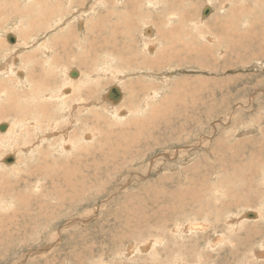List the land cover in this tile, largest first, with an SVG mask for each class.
I'll use <instances>...</instances> for the list:
<instances>
[{"label":"rangeland","instance_id":"obj_1","mask_svg":"<svg viewBox=\"0 0 264 264\" xmlns=\"http://www.w3.org/2000/svg\"><path fill=\"white\" fill-rule=\"evenodd\" d=\"M26 2H29L26 6L30 12L41 11V8H32L35 0ZM113 2L118 3L116 0ZM211 2L214 5L211 16V10L208 15H204V7L201 9L202 4L209 7V0L191 2L195 6L196 13L193 12L196 16L193 12H187V6L183 7L185 3L179 6L181 10L175 7L174 12H178L181 20L185 15H193L195 20L201 13L200 20L207 18L202 28L200 25L201 30L212 29L210 35L221 38V30L216 31L215 17H218V10L225 1ZM240 2L246 4L242 10L247 12V20L240 23V28L246 31L250 22L252 32L257 37L249 39L251 46L244 49L245 45H238V52H230L225 58L215 48L217 41L216 45L210 44L213 48L205 51L210 52L205 57L206 62L198 56V59L189 58L190 61L177 57L170 64L165 63L164 68L168 69L169 75L156 78V82L164 88H160L155 95H149L151 99L155 98L156 105H153L152 111L154 119L147 122L146 118L140 117L136 124H121L131 116L151 114V106H147L138 111H127L118 119L110 115L115 120L110 123V129L100 123L101 131L94 129L92 143L86 141L84 145L88 151L64 161L63 166L68 171L66 174L79 172L87 175L82 181V188L70 191L76 197L82 192L87 196L75 201L65 199L67 203H60L62 206L52 213L51 222L35 231L32 230L33 223L28 220L29 216L23 213L26 210L21 207L23 212L18 217V223L27 226V232L22 231L13 246L9 238V248L0 246V264L264 263V176L261 175L264 174V25L256 24L258 20L264 21V0ZM91 3L101 5L107 13L106 6L100 0H92ZM157 4L156 0L155 11ZM89 5V2L84 5L76 3L75 10L86 14ZM6 6L7 2L0 0L1 26L3 20H8L6 28L9 29L11 24L10 34L15 36L18 23L25 25L27 20L15 18L13 10L5 11ZM104 14L102 12V16ZM142 17L137 16L134 21L144 30L148 22ZM116 20L117 17L113 23ZM122 23L118 26L120 31L117 29L116 32L118 43L121 37L127 38V35L122 34ZM141 29L138 34L142 32ZM149 29L150 26L146 27L145 37L151 33ZM104 32L108 33V30ZM89 35L91 39L94 34ZM231 35L227 36L230 37L226 41L228 46L238 44V40H241L237 38L236 32ZM3 38L14 46L7 37ZM182 38L187 40L181 35L169 41L175 46ZM122 43H125L124 38ZM68 47L74 49L75 46L68 44ZM79 54L86 55L81 52V48L77 52ZM40 56L43 59L42 53ZM230 60L237 63L231 65ZM181 61L182 66H185L178 65ZM14 64L19 65L17 59ZM196 64L206 67L205 74L201 72L204 69H199ZM210 65L213 67L209 70L207 66ZM156 70L159 72V68ZM69 75L73 76L71 70L66 72V76ZM120 76H107V81L102 83L96 93L98 99L102 98L101 92L109 83L120 85L125 79L135 78V75L125 78ZM145 77L147 80L154 79L152 76ZM147 80L143 83L148 86ZM170 89L186 94V104L178 102L175 106L170 99L168 105L161 106V98L167 96ZM195 92L199 95L196 99ZM191 93H194L193 99L188 98ZM140 94L142 97L143 91ZM2 96L5 97L6 92ZM182 96L179 95L180 98ZM140 101L144 103L142 99ZM11 105L10 95L1 101L2 110ZM170 108L174 109L173 114ZM142 118L147 122L145 125ZM11 122L9 119L7 123ZM114 124H121L120 129ZM51 131L48 130L46 134ZM12 133L0 132V166H13L17 157L23 154L20 149L14 150L18 141ZM31 145L32 142L29 143ZM7 154L13 156L10 161L5 159ZM35 160L34 157L32 162ZM83 215L88 218L77 227L66 224L74 218H85ZM255 228H259L262 233L256 232ZM247 231L260 236L248 238ZM25 253H28L26 258Z\"/></svg>","mask_w":264,"mask_h":264},{"label":"bare ground","instance_id":"obj_2","mask_svg":"<svg viewBox=\"0 0 264 264\" xmlns=\"http://www.w3.org/2000/svg\"><path fill=\"white\" fill-rule=\"evenodd\" d=\"M3 1L7 2L8 5L4 8L6 12L7 9L13 10L12 15H15V18L27 20L25 25L16 21L18 31L15 36L10 34L11 24L9 29L6 28L8 20H3L2 26L0 22V29L3 30H0L1 36L7 37L9 42L14 44L11 46L6 38H0V60L2 59L0 77L5 76L0 79V132H13L12 134L18 141L14 150L23 151L13 166H0V246L5 248L8 247L7 238L12 241L11 245L13 246L18 237L21 236L22 231L27 232V226L18 223V217L23 212L21 207L26 210L23 213L29 216L28 220L33 223L32 230L35 231L41 225L47 226L51 222L49 219L52 218V213L65 199L71 198L75 201V199L80 200L87 196L85 192L77 197L70 193V191H78L82 188V181L87 175L79 172L66 174L68 171L63 166H65L64 161H70L73 156H81L88 151L84 145H86V141L92 143L94 129L101 131L100 123H104L106 129H110V123L115 121L113 117L118 119L123 117L127 111H138L139 108L147 106H151L149 108L151 114L131 116L124 119L121 124H136L140 117L146 118L147 122L154 119L152 111L155 107L153 106L155 98L151 99L149 95H155L164 88L156 82V78L169 75L168 69L164 68L165 63L170 64L177 57L183 58L185 61L191 57L198 59L199 56L205 61V57L210 53L205 51L213 48L210 44L216 45L217 41L218 44L215 48L227 58L226 55L230 52H238V45H245L244 49L250 47L249 39L256 36V33L252 32L250 22L248 23L250 27L246 31L240 28V25L247 20V12L242 10L246 4L241 3V0H224L220 10L216 6L219 13L218 17H215L217 24L215 26L218 27L216 31L217 29L221 30V38L219 36L217 38L216 35H214L215 37L212 35V37L209 33L212 29L209 31L207 29L201 30L202 24L204 26L205 19H207L200 20L201 9L203 7L206 9L203 4L199 10L200 15L193 20V15L196 12L194 11L195 6L193 7L191 2L195 0H157V11L154 8L156 0H116L118 2L116 4L111 3L112 0H100L106 6L107 13L101 5L91 3L92 0H35L32 8H41V11L37 12L33 10L30 12L26 6L29 4L26 2L27 0ZM209 1L211 16L214 13V5L212 0ZM87 2L90 5L86 14L75 10L76 3L84 5ZM145 4L146 10L144 9ZM180 5L187 6L189 14L193 11L195 13L193 12L192 16H184L182 13L184 18L181 20L178 12H174L177 6L181 10ZM204 8L203 10H205ZM101 11L105 13L103 16ZM142 15L141 19H145L150 26L149 31L151 33H147V37L144 36V33L147 32L146 27L148 26H145L143 30L142 27H138L139 23L134 21L137 16ZM68 16L70 17L68 18ZM116 17L117 20L113 23ZM121 23L124 27L122 34L127 35V38L125 40V37L120 35V38L118 36L121 40L119 43L122 44L119 45L116 32L120 29L118 26ZM256 24L264 25V21L258 20ZM3 27L5 28L2 29ZM106 29L108 33L104 32ZM140 29L142 32L138 34ZM193 31H197V33L195 34ZM235 32L237 38L242 41L238 40V44L233 43L228 46L226 41L230 37L227 36L235 34ZM89 34H94L91 39ZM181 35L185 36L187 40L182 38L183 42L180 39L179 43L172 46L169 40L179 38ZM123 38L125 43H122ZM68 44L75 46L74 49H69ZM75 48L78 51L81 48V52H85L86 55H77L78 51H75ZM240 49L239 47V51ZM40 53H42L43 59L40 58ZM234 53L233 55H235ZM83 55L85 58L81 57ZM16 59L19 65L14 64ZM233 60H230L231 65L235 63ZM181 62L178 64L180 67L183 64ZM191 63L193 62L191 61ZM242 63L244 62L242 61ZM196 65L199 69H204L201 72L206 70V67L202 68L201 64ZM194 67L196 66L194 65ZM207 67L210 70L213 66ZM157 68H159V72H157ZM70 70L73 76H66V72H70ZM110 74L116 77L117 74H121V78L135 75V78L125 79L120 85L113 81L121 91V97L117 102H113L107 97L110 88L114 85L112 83H109L102 90L101 99H98L99 97L96 95ZM145 76H152L154 79L147 80ZM144 80L149 82V87L143 83ZM141 91H143L142 97ZM175 91V89H170L167 96L161 98L162 102L159 104L161 106L163 104L168 105L170 99L175 106L178 102L186 104V94ZM5 92L6 96L3 97ZM180 94L184 96L180 98ZM191 94H188V98L193 99L194 93ZM8 95H10L12 105L5 106L2 110L1 101L5 100ZM198 96V92H195V99ZM123 99L124 101H122ZM141 99L144 103H141ZM193 103L194 101L191 104ZM169 110L173 114L174 109L170 108ZM9 119L12 121L10 124L7 123ZM142 120L143 125H145L146 120L143 118ZM121 124H114V126L120 129ZM50 129L52 131L47 135L46 132ZM30 142H32L31 146H29ZM34 157L36 160L32 162ZM6 158L10 161L13 156L7 154L5 155ZM57 159L62 160L58 161ZM261 175L264 176V174ZM244 188L246 189V185ZM255 192L260 194L257 190ZM11 204L14 205L13 209H11ZM83 216L85 217V215ZM87 218L88 216L71 218L72 220L66 224L77 227L81 221ZM234 223L236 222L234 221ZM62 226L65 227V224L63 223ZM255 231L259 232L260 229L255 228ZM260 233L262 232L260 231ZM257 236L260 235L247 231L248 238ZM27 254H24V258L27 257ZM181 263L185 264L183 261Z\"/></svg>","mask_w":264,"mask_h":264},{"label":"water","instance_id":"obj_3","mask_svg":"<svg viewBox=\"0 0 264 264\" xmlns=\"http://www.w3.org/2000/svg\"><path fill=\"white\" fill-rule=\"evenodd\" d=\"M208 12H209V7H206V9L204 10V15H206ZM107 97H108V99L112 100L113 102H117L119 100V98L121 97L120 88L118 86H116V85H113L110 88Z\"/></svg>","mask_w":264,"mask_h":264},{"label":"crops","instance_id":"obj_4","mask_svg":"<svg viewBox=\"0 0 264 264\" xmlns=\"http://www.w3.org/2000/svg\"><path fill=\"white\" fill-rule=\"evenodd\" d=\"M72 22H74V21H72ZM75 51H78V49H75Z\"/></svg>","mask_w":264,"mask_h":264}]
</instances>
